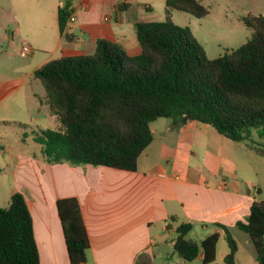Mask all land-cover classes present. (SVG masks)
Instances as JSON below:
<instances>
[{
  "label": "trees",
  "instance_id": "16d2710c",
  "mask_svg": "<svg viewBox=\"0 0 264 264\" xmlns=\"http://www.w3.org/2000/svg\"><path fill=\"white\" fill-rule=\"evenodd\" d=\"M173 11L196 18L209 14L199 0H167L164 21L136 23L140 54L100 40L92 55L62 57L35 72L59 124L34 138L47 164L135 172L154 140L151 124L161 118L175 125L184 118L208 124L237 143L249 142L253 131L264 138V16L245 17L252 37L210 59L191 29L173 21ZM69 17L68 6L59 9L61 35ZM57 208L71 264L86 263L90 241L78 200L61 199ZM217 226L229 249L224 263L237 264L239 247L230 228ZM236 227L249 236L258 263L264 264V201L254 202L246 221ZM192 228L189 223L177 228L175 252L186 262L203 252L204 264H218L219 233L198 243L188 239ZM0 264H41L33 218L21 193L7 208L0 207Z\"/></svg>",
  "mask_w": 264,
  "mask_h": 264
},
{
  "label": "crops",
  "instance_id": "0c3cea01",
  "mask_svg": "<svg viewBox=\"0 0 264 264\" xmlns=\"http://www.w3.org/2000/svg\"><path fill=\"white\" fill-rule=\"evenodd\" d=\"M152 2L40 1V6L56 10L51 17L56 14L58 21L64 6L70 17L62 35L58 22L55 48L33 74L52 60L94 54L100 40L117 43L130 55L140 54L136 23L159 22L149 15ZM8 97H1L0 105ZM151 130L154 140L140 156L135 172L50 165L43 158L20 156L8 206L15 193L24 195L41 264H71L57 208L61 199L76 198L80 204L90 241L85 264H204L203 252L192 262L178 256L174 250L177 228L191 224L188 239L198 243L216 232L225 237L217 225L228 226L233 234L236 224L248 218L253 203L264 201L259 199V177L247 152L239 154L238 147L244 143L191 120L175 125L172 119L161 118L151 124ZM197 231L199 235L194 234ZM238 247L236 263L239 243ZM228 253L229 249L218 251L217 247L216 263Z\"/></svg>",
  "mask_w": 264,
  "mask_h": 264
},
{
  "label": "rangeland",
  "instance_id": "374dc122",
  "mask_svg": "<svg viewBox=\"0 0 264 264\" xmlns=\"http://www.w3.org/2000/svg\"><path fill=\"white\" fill-rule=\"evenodd\" d=\"M42 0H0V98L9 96L0 105V207L6 208L10 192L15 187L16 163L22 158L42 159L40 145L34 141L40 130H56L59 126L50 114L47 94L33 72L55 48L58 19L51 8L40 6ZM208 9L204 18L173 11V21L189 27L205 48L210 59L244 45L253 35L243 22L250 15L264 16V0H199ZM150 17L164 21L166 2L153 0ZM73 23V22H72ZM27 42L33 55L22 57V45ZM25 125L26 127H23ZM24 132L27 137L24 138ZM255 141L256 143H253ZM259 142V144H257ZM259 177L264 200V138L253 131L249 142L239 145ZM44 160V159H43ZM232 234L240 245L238 264H259L249 236L234 229ZM199 235L198 231L194 233ZM193 237H196V236ZM218 251L228 249L225 237ZM218 264H225L218 260ZM199 264V263H188ZM201 264V263H200Z\"/></svg>",
  "mask_w": 264,
  "mask_h": 264
},
{
  "label": "built area",
  "instance_id": "2783aa9c",
  "mask_svg": "<svg viewBox=\"0 0 264 264\" xmlns=\"http://www.w3.org/2000/svg\"><path fill=\"white\" fill-rule=\"evenodd\" d=\"M74 21H75V17L72 16L70 18V22H74ZM31 53H32V50H31L30 45L27 42H24L23 45H22L21 55L23 57H26V56L30 55Z\"/></svg>",
  "mask_w": 264,
  "mask_h": 264
},
{
  "label": "water",
  "instance_id": "95a60500",
  "mask_svg": "<svg viewBox=\"0 0 264 264\" xmlns=\"http://www.w3.org/2000/svg\"><path fill=\"white\" fill-rule=\"evenodd\" d=\"M184 122H186L187 121V118H184V120H183ZM83 264H85V263H83Z\"/></svg>",
  "mask_w": 264,
  "mask_h": 264
}]
</instances>
